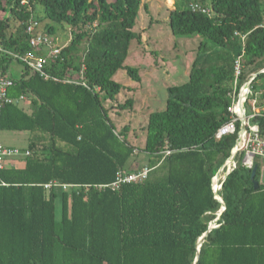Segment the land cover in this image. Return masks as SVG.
<instances>
[{
  "label": "trees",
  "instance_id": "obj_1",
  "mask_svg": "<svg viewBox=\"0 0 264 264\" xmlns=\"http://www.w3.org/2000/svg\"><path fill=\"white\" fill-rule=\"evenodd\" d=\"M192 3L208 7L211 16L192 12ZM141 6L142 0H0V74L14 82L10 98L26 99L3 107L0 131L27 134L23 152H29L22 168L0 171V264H264L258 170L254 190L251 170L237 164L222 186L218 218L221 206L211 190L237 138L215 139L228 121L237 58L240 85L256 75L252 89L261 92L257 106L264 107L263 0H173L171 33L202 41L188 81L169 87L165 109L148 116L140 152L151 172L117 192L96 189L118 172L138 170L129 127L118 131L113 107L104 104L124 90L113 81L118 72L140 82L139 71L124 63L131 42L141 40L133 33ZM46 21L67 26L71 37L44 67V80L13 56L32 52L30 22L43 35L53 33ZM236 33L245 37L243 46ZM13 63L19 73L12 72ZM133 104L128 99L116 107ZM254 123L264 137V113ZM166 151L172 153L165 157ZM52 181L78 188L46 191ZM214 221L218 228L198 248Z\"/></svg>",
  "mask_w": 264,
  "mask_h": 264
},
{
  "label": "rangeland",
  "instance_id": "obj_2",
  "mask_svg": "<svg viewBox=\"0 0 264 264\" xmlns=\"http://www.w3.org/2000/svg\"><path fill=\"white\" fill-rule=\"evenodd\" d=\"M144 5H147V12L143 10ZM172 5L173 0H142L133 27V33L140 35L141 40L131 42L124 63L126 67L139 71L140 82L130 80L125 71L118 72L113 81L122 85L124 90L116 97L115 102L104 104L107 108L113 107L110 110V118L118 131L124 126L130 129L129 141L139 151L135 161L133 159L136 169L147 163V157L140 150L144 145L143 130L148 116L165 109L166 90L169 87L180 86L188 81V74L196 59L199 43L202 41L197 37H177L171 33L168 16L169 11L173 9ZM0 17H4V14ZM45 24L54 27L49 37L55 46L63 47L69 42L71 34L67 26L49 21L44 22L43 26ZM11 70L16 74L20 72V67L13 63ZM255 98L258 104L259 93H256ZM128 99L134 101L133 109L120 110L116 107L124 104ZM250 113L246 110L247 115ZM23 137L25 134L20 132L0 131V143L5 148L23 151L27 147V140ZM257 170L259 183L264 186V165L260 164ZM54 204L55 220L58 221L60 199L56 198ZM215 221L209 225V228L215 227Z\"/></svg>",
  "mask_w": 264,
  "mask_h": 264
},
{
  "label": "built area",
  "instance_id": "obj_3",
  "mask_svg": "<svg viewBox=\"0 0 264 264\" xmlns=\"http://www.w3.org/2000/svg\"><path fill=\"white\" fill-rule=\"evenodd\" d=\"M21 5L26 6L27 3L22 2ZM189 9L194 13H199L208 17L211 16V10L208 7L196 3L189 4ZM40 28L37 22H30L26 26V33L29 36V45L32 52L25 56L15 55L13 57L21 61L29 69L31 74H38L46 80L48 76L43 72L44 67L48 64L50 59H56L60 55L62 49L61 47L55 46L50 37L43 35L40 32ZM235 36L239 38L243 46L245 37L238 33H236ZM242 71V61L241 57H239L233 64L234 78L231 92L228 94L231 100L230 106L227 108L228 121L222 124L215 133L216 140L235 134L237 136L235 145L230 151L229 158L217 170L212 180L211 190L213 199L220 204L221 210H223V201L220 197L222 186L226 178L236 169L237 164L240 163V165L247 170H252L254 167L257 169L260 164L264 165V137L261 136L257 124L254 123L256 118L263 116L264 107L262 109L256 107V94L252 89V81L255 79L256 75H252L247 82L240 85ZM260 73H264V70L260 71ZM54 80L57 81L56 79ZM63 82L71 83L70 80H64ZM13 83L10 75L7 74L3 76L0 74V114L4 106L20 105L26 100L24 96H20L17 99L8 96V89L13 86ZM80 84L84 86L83 83ZM260 95L261 92H259V96ZM246 110H249L251 113L247 115ZM171 153V151H166L163 155L166 157ZM28 156L29 152L27 151L23 152L17 149L5 148L0 143V171L9 165L11 161L23 159ZM230 163H232L231 168L228 167ZM150 172L151 170L146 166L139 168L135 172L121 171L115 175V179L112 183L108 185H98L96 189H109L112 192H117L124 185L142 183L148 178ZM77 188L78 186L75 185H64L55 181L44 185L46 191H54L55 193L67 192Z\"/></svg>",
  "mask_w": 264,
  "mask_h": 264
},
{
  "label": "water",
  "instance_id": "obj_4",
  "mask_svg": "<svg viewBox=\"0 0 264 264\" xmlns=\"http://www.w3.org/2000/svg\"><path fill=\"white\" fill-rule=\"evenodd\" d=\"M256 167H254L252 170H251V174H250V180L252 182V185H253V189L254 190H257L259 188V185H258V182L255 180V176H256ZM224 212V204H223V210L220 211V214L218 215V217L221 215V213ZM217 217V218H218ZM218 228V226L216 225L215 227H210L208 228V230L206 231V233L198 240V248L200 247V245L204 242L206 236L214 229Z\"/></svg>",
  "mask_w": 264,
  "mask_h": 264
},
{
  "label": "crops",
  "instance_id": "obj_5",
  "mask_svg": "<svg viewBox=\"0 0 264 264\" xmlns=\"http://www.w3.org/2000/svg\"><path fill=\"white\" fill-rule=\"evenodd\" d=\"M23 134H25V133H23ZM23 139H28V136H27V134H25V137H23ZM130 139V138H129ZM27 148V147H26ZM25 148V149H26ZM15 149V148H14ZM24 149V150H25ZM9 165L10 166H16V167H18V168H22L23 167V162H22V159H16V160H13V161H11L10 163H9ZM139 168H141V167H139ZM138 168V169H139Z\"/></svg>",
  "mask_w": 264,
  "mask_h": 264
},
{
  "label": "bare ground",
  "instance_id": "obj_6",
  "mask_svg": "<svg viewBox=\"0 0 264 264\" xmlns=\"http://www.w3.org/2000/svg\"><path fill=\"white\" fill-rule=\"evenodd\" d=\"M228 167L231 168L232 167V163H230Z\"/></svg>",
  "mask_w": 264,
  "mask_h": 264
}]
</instances>
